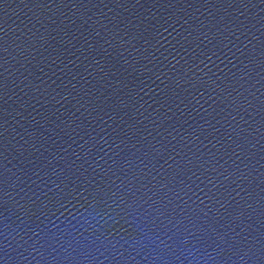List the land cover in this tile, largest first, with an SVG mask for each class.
<instances>
[{"label": "water", "instance_id": "1", "mask_svg": "<svg viewBox=\"0 0 264 264\" xmlns=\"http://www.w3.org/2000/svg\"><path fill=\"white\" fill-rule=\"evenodd\" d=\"M0 264H264V0H0Z\"/></svg>", "mask_w": 264, "mask_h": 264}]
</instances>
